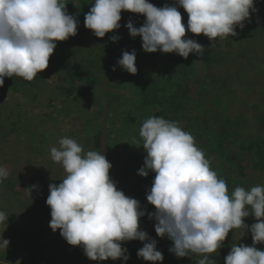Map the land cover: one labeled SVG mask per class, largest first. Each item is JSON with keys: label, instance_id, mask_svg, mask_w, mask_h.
Returning <instances> with one entry per match:
<instances>
[{"label": "rangeland", "instance_id": "obj_1", "mask_svg": "<svg viewBox=\"0 0 264 264\" xmlns=\"http://www.w3.org/2000/svg\"><path fill=\"white\" fill-rule=\"evenodd\" d=\"M66 2L67 12L79 21L77 34L56 42L38 78L0 90V166L9 170L0 183V211L9 214L0 233L9 240L5 252L0 249V264H197L194 256L176 257L169 251L173 242L155 233L156 221L148 216L155 208L146 199L155 173L138 174L146 156L143 146H136L142 143L139 129L151 116L175 121L194 137L229 194L236 187L264 185V0H254L255 11L250 10L244 27H237L238 34L226 41H209L186 27L185 38L205 48L203 55L193 52L187 59L142 49L141 37H131L124 25L131 21L142 26L143 14L122 10L121 27L96 37L84 26L91 0ZM149 2L176 5V0ZM176 6L186 26L188 15ZM113 35L118 37L115 42L110 40ZM132 50L136 74L117 63L123 51ZM103 98L108 102L106 130L115 163L110 178L140 202L145 215L139 227L156 240L162 261L139 258L137 251L145 243L139 240L121 242L127 261L90 260L82 246L69 245L59 229L49 227L48 186L58 185L65 175L49 150L65 136L83 145L85 152L95 150ZM33 185L29 195L27 188ZM244 219L249 226L256 222L251 215ZM233 243L252 246L250 231L239 238L238 230H230L210 259L224 264ZM255 247L264 251V243Z\"/></svg>", "mask_w": 264, "mask_h": 264}, {"label": "clouds", "instance_id": "obj_2", "mask_svg": "<svg viewBox=\"0 0 264 264\" xmlns=\"http://www.w3.org/2000/svg\"><path fill=\"white\" fill-rule=\"evenodd\" d=\"M66 4V0H0V86L5 77L32 81L48 67L56 42L77 34L79 21L67 12ZM90 4L84 26L94 36L104 37L119 29L122 10L143 14L142 26L135 27L131 21L124 25L131 37H141L142 49L174 52L185 59L190 53L205 52L196 40L185 38L186 27L209 41H226L238 34L237 27H244L250 10L255 11L254 0H176L188 15L185 26L176 5L157 7L149 0H91ZM117 39L110 37L114 42ZM135 59V50L123 51L117 63L136 74ZM139 136L142 143L136 146L142 145L146 156L138 174L155 173L146 195L155 211L148 216L156 221V235L173 242L169 251L178 258L194 256L197 264H216L210 255L223 246L229 231L238 230L240 238L247 229L252 246L233 243L224 264H264V251L255 247L264 243V185L250 190L236 187L229 194L225 180L211 170L194 137L175 121L151 116L142 123ZM58 145L50 148V157L62 165L65 175L58 185L48 186L51 230L59 229L69 245L82 246L90 260L127 261V249L121 242L139 240L145 242L137 251L139 258L162 261L156 240L139 227L145 211L110 178L112 165L104 151L85 152L83 145L66 136L59 138ZM8 176L9 170L0 166V183ZM35 187L27 188L29 195ZM250 215L256 222L249 226L244 218ZM8 217L0 211V233ZM8 244L0 236V249L5 252Z\"/></svg>", "mask_w": 264, "mask_h": 264}, {"label": "trees", "instance_id": "obj_3", "mask_svg": "<svg viewBox=\"0 0 264 264\" xmlns=\"http://www.w3.org/2000/svg\"><path fill=\"white\" fill-rule=\"evenodd\" d=\"M51 61V57H49V62ZM38 78V76L35 77V79ZM31 82V81H30ZM29 81H25L21 77H5L4 78V84L3 86H0V90L6 89V88H18L22 84L30 83ZM107 99L102 100V106L99 111V122L100 127L97 131V134L94 138V147L95 150L98 152H103L106 157V159L111 163L112 167L109 170V173L114 168V157L110 149V142L107 136Z\"/></svg>", "mask_w": 264, "mask_h": 264}]
</instances>
